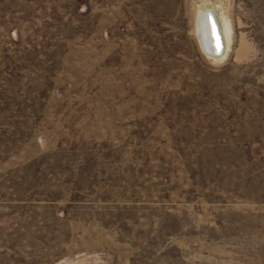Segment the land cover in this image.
Listing matches in <instances>:
<instances>
[{
    "label": "rangeland",
    "instance_id": "374dc122",
    "mask_svg": "<svg viewBox=\"0 0 264 264\" xmlns=\"http://www.w3.org/2000/svg\"><path fill=\"white\" fill-rule=\"evenodd\" d=\"M0 264H264V0H0Z\"/></svg>",
    "mask_w": 264,
    "mask_h": 264
},
{
    "label": "water",
    "instance_id": "95a60500",
    "mask_svg": "<svg viewBox=\"0 0 264 264\" xmlns=\"http://www.w3.org/2000/svg\"><path fill=\"white\" fill-rule=\"evenodd\" d=\"M197 13V17H200L201 15ZM206 16V18L208 19L209 22V26H210V36L212 37V47L210 48V50H206L204 45L206 44L205 41L202 40V34L200 32V27L198 24V19L196 22V34H197V39L199 42L200 47L203 49V51H208L211 55L213 56H219L222 52V48H223V42H222V37H221V33H220V28H219V24L216 20L215 14L212 11H207L206 13H204ZM205 43V44H204Z\"/></svg>",
    "mask_w": 264,
    "mask_h": 264
},
{
    "label": "bare ground",
    "instance_id": "6f19581e",
    "mask_svg": "<svg viewBox=\"0 0 264 264\" xmlns=\"http://www.w3.org/2000/svg\"><path fill=\"white\" fill-rule=\"evenodd\" d=\"M207 11H212L214 14H215V17H216V20L219 24V28H220V33H221V37H222V42H223V48H222V52L219 56H213L211 55L208 51H202L204 52V54L212 59H220L221 57H223V54H224V51H225V46H226V42H225V37L223 35V32H222V29H221V25H220V22L218 20V17H217V13L215 12V9H212V8H209V7H206V8H202L198 11V13L201 15L200 17H198V24H199V27H200V32L202 34V40L205 41V49L206 50H210V48L212 47V37L210 36V26H209V22H208V19L205 17L206 15L204 13H206ZM198 14V15H199ZM197 22V20H196Z\"/></svg>",
    "mask_w": 264,
    "mask_h": 264
}]
</instances>
